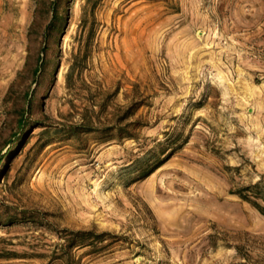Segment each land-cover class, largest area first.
Here are the masks:
<instances>
[{
    "label": "rangeland",
    "instance_id": "374dc122",
    "mask_svg": "<svg viewBox=\"0 0 264 264\" xmlns=\"http://www.w3.org/2000/svg\"><path fill=\"white\" fill-rule=\"evenodd\" d=\"M0 132V264H264V0H0Z\"/></svg>",
    "mask_w": 264,
    "mask_h": 264
},
{
    "label": "trees",
    "instance_id": "16d2710c",
    "mask_svg": "<svg viewBox=\"0 0 264 264\" xmlns=\"http://www.w3.org/2000/svg\"><path fill=\"white\" fill-rule=\"evenodd\" d=\"M58 18H59V13H58L57 9H55V13L52 17V20L46 26L45 29L48 30L50 27L54 26L56 21L58 20ZM35 24H36V21L33 22L32 28L34 27ZM40 67H41V65L38 63L34 69V72L36 73ZM13 86H14V84H13ZM11 92H12V88L7 94V99L11 95ZM33 106H34V99L31 98L28 100L27 109L30 110L33 108ZM30 124H31V121H29L25 115H22L18 119V128H17V131L14 133L15 138H17V139H15L16 142H18L20 140V137H18L20 132L24 133ZM0 134H1V132H0ZM2 162H3V158L0 161V166H1ZM161 164L162 163L159 162V163H156L155 165H153L150 169H148V171L145 175L152 173ZM260 187H261V183L257 182V183L250 184V185L240 186L237 189H235L233 192L237 193L244 200H247L248 202H250L262 214H264V194L260 190ZM65 230L67 231V233H66L64 238H66V240H67V245L65 247L66 250H64L62 255H61V258L63 260H67L68 257H71V251H70L71 248H73L75 246H86V245L95 244L96 241L104 239L105 236L109 234L107 232L98 233L94 230H84V229H78V230L65 229Z\"/></svg>",
    "mask_w": 264,
    "mask_h": 264
}]
</instances>
